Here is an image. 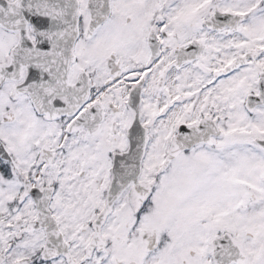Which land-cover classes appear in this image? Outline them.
I'll return each instance as SVG.
<instances>
[{
  "label": "snow or ice",
  "instance_id": "6c2138e0",
  "mask_svg": "<svg viewBox=\"0 0 264 264\" xmlns=\"http://www.w3.org/2000/svg\"><path fill=\"white\" fill-rule=\"evenodd\" d=\"M0 264H264V0H0Z\"/></svg>",
  "mask_w": 264,
  "mask_h": 264
}]
</instances>
